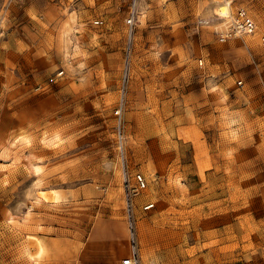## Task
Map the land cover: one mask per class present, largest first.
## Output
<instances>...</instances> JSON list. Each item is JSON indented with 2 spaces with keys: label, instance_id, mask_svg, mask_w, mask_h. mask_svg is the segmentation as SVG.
<instances>
[{
  "label": "rangeland",
  "instance_id": "rangeland-1",
  "mask_svg": "<svg viewBox=\"0 0 264 264\" xmlns=\"http://www.w3.org/2000/svg\"><path fill=\"white\" fill-rule=\"evenodd\" d=\"M219 7L255 34L220 43ZM261 35L264 0H0V264L128 254L118 126L141 264H264Z\"/></svg>",
  "mask_w": 264,
  "mask_h": 264
},
{
  "label": "built area",
  "instance_id": "built-area-1",
  "mask_svg": "<svg viewBox=\"0 0 264 264\" xmlns=\"http://www.w3.org/2000/svg\"><path fill=\"white\" fill-rule=\"evenodd\" d=\"M135 2L136 0H131ZM134 13L132 12L125 24L128 27L132 26ZM95 24H99V21H95ZM225 30L217 33V40L219 42H226L233 38L243 35H251L255 31V24L252 17L244 8H237L235 12L230 16L225 25ZM262 40V46L264 47V38ZM201 61H198V66H201ZM123 101L120 99L115 104L113 114L116 118H120ZM117 135V151L120 157V170H121V189H122V201H123V213L124 219L127 224V244L128 254L123 257L119 264H141L138 248V235L136 231V215L135 206L136 198L147 188V182L145 178L139 174H130L128 172L126 162L124 159V147L123 138L120 128L118 126ZM154 207L153 203H145L142 206L143 211H149Z\"/></svg>",
  "mask_w": 264,
  "mask_h": 264
},
{
  "label": "bare ground",
  "instance_id": "bare-ground-1",
  "mask_svg": "<svg viewBox=\"0 0 264 264\" xmlns=\"http://www.w3.org/2000/svg\"><path fill=\"white\" fill-rule=\"evenodd\" d=\"M227 4V3H226ZM217 13H221V14H223V15H219V17L222 19L221 21H222V27H221V29L222 28H224L225 27V25H226V21H228L229 20V18H230V16L232 15V14H230V12L227 10V8H225V7H219L218 8V10H217ZM253 22H254V20H253ZM254 24H255V22H254ZM225 30V28L222 30V32ZM256 30H257V27H256V24H255V31H254V33L253 34H255V32H256ZM253 34H251V35H253ZM243 36H249V35H243ZM238 37H242V36H238ZM238 37H236V38H238ZM262 38H264V35H261L260 37H259V42H260V45L262 46ZM233 39H235V38H233ZM220 43H223V42H220ZM23 135L22 134H20V135H18L16 138H15V140H17V141H19V142H22V140H23ZM30 169H31V171L33 172V173H37V169L38 168H35V167H33V166H31L30 167ZM55 200V195H54V193L53 192H48V193H44V195H43V201L44 202H46V203H50V202H53ZM32 238V237H31ZM28 244H30L32 247H25L24 248V251H25V255H26V257H27V259L28 260H34L35 258L37 259L38 257H40L41 256V254H42V247H41V245H40V243H39V241L37 242L36 240H31V241H29V243ZM31 249H33L34 250V253H31Z\"/></svg>",
  "mask_w": 264,
  "mask_h": 264
},
{
  "label": "crops",
  "instance_id": "crops-1",
  "mask_svg": "<svg viewBox=\"0 0 264 264\" xmlns=\"http://www.w3.org/2000/svg\"><path fill=\"white\" fill-rule=\"evenodd\" d=\"M227 8V7H226ZM228 10V9H227ZM33 167H35V166H33ZM36 168V167H35ZM51 192H53V191H51ZM53 193H55V192H53ZM58 199V196H57V194L55 193V200L53 201V202H55L56 200ZM42 200H43V197H42ZM53 202H50V203H53Z\"/></svg>",
  "mask_w": 264,
  "mask_h": 264
},
{
  "label": "clouds",
  "instance_id": "clouds-1",
  "mask_svg": "<svg viewBox=\"0 0 264 264\" xmlns=\"http://www.w3.org/2000/svg\"><path fill=\"white\" fill-rule=\"evenodd\" d=\"M25 143H26V141H25ZM36 171H37V172H40L41 169H37ZM37 186H39V183H37ZM54 195H55V193H54Z\"/></svg>",
  "mask_w": 264,
  "mask_h": 264
},
{
  "label": "snow or ice",
  "instance_id": "snow-or-ice-1",
  "mask_svg": "<svg viewBox=\"0 0 264 264\" xmlns=\"http://www.w3.org/2000/svg\"><path fill=\"white\" fill-rule=\"evenodd\" d=\"M26 143H27V141H26ZM37 173H39V172H37Z\"/></svg>",
  "mask_w": 264,
  "mask_h": 264
}]
</instances>
